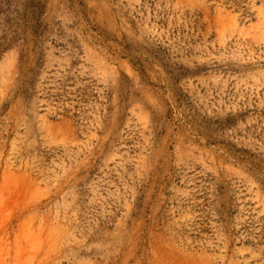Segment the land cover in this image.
I'll use <instances>...</instances> for the list:
<instances>
[{
  "label": "rangeland",
  "instance_id": "rangeland-1",
  "mask_svg": "<svg viewBox=\"0 0 264 264\" xmlns=\"http://www.w3.org/2000/svg\"><path fill=\"white\" fill-rule=\"evenodd\" d=\"M0 264H264V0H0Z\"/></svg>",
  "mask_w": 264,
  "mask_h": 264
}]
</instances>
